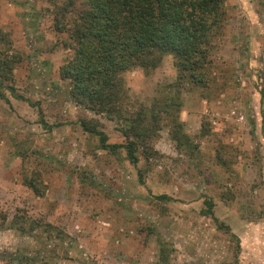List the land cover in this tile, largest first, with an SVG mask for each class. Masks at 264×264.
<instances>
[{"label": "rangeland", "instance_id": "1", "mask_svg": "<svg viewBox=\"0 0 264 264\" xmlns=\"http://www.w3.org/2000/svg\"><path fill=\"white\" fill-rule=\"evenodd\" d=\"M84 1L0 0V65L24 99L0 89V264H264V0L224 2L210 78L183 85L178 112L165 56L121 74L114 118L76 105L61 78L74 56L55 24L69 28ZM140 109L159 121L136 139V166L79 125L125 146Z\"/></svg>", "mask_w": 264, "mask_h": 264}, {"label": "trees", "instance_id": "2", "mask_svg": "<svg viewBox=\"0 0 264 264\" xmlns=\"http://www.w3.org/2000/svg\"><path fill=\"white\" fill-rule=\"evenodd\" d=\"M225 1L85 0L82 8L74 12L69 28L60 22L55 24L57 31L67 34V47L73 50V59L61 68V78L69 82L71 99L95 115L120 117L119 103L124 93L121 74L136 68L144 73L155 70L165 56H170L178 72L173 85L178 112L183 85H204L210 78L211 53L227 20ZM68 6L73 7V1ZM6 70L7 66L0 65V89L24 100L5 85L9 78ZM0 98H4L1 91ZM172 118L171 136L182 147L189 143V138L181 133L182 124L175 114ZM152 119L153 123L147 125L144 110H138L126 131V136L135 140H129L125 146L106 144L104 134L90 126V121H81L79 125L84 132L98 136L103 149L125 148L131 164L136 166V139L141 143L151 139L159 121L156 116ZM139 182L143 183L140 174ZM211 206L209 203L206 213L218 223ZM32 262L22 257L19 264Z\"/></svg>", "mask_w": 264, "mask_h": 264}, {"label": "crops", "instance_id": "3", "mask_svg": "<svg viewBox=\"0 0 264 264\" xmlns=\"http://www.w3.org/2000/svg\"><path fill=\"white\" fill-rule=\"evenodd\" d=\"M256 38H260V37H258V36H255ZM183 114L185 115V116H183ZM183 114H182V117H184V118H181V121L183 122V121H186V119H187V117H188V112L187 111H184L183 112Z\"/></svg>", "mask_w": 264, "mask_h": 264}]
</instances>
